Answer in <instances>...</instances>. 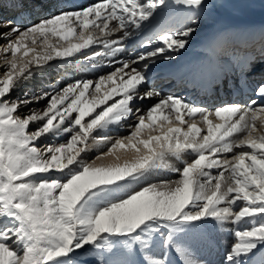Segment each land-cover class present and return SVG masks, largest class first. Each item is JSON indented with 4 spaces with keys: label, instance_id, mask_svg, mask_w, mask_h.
Instances as JSON below:
<instances>
[{
    "label": "snow or ice",
    "instance_id": "obj_1",
    "mask_svg": "<svg viewBox=\"0 0 264 264\" xmlns=\"http://www.w3.org/2000/svg\"><path fill=\"white\" fill-rule=\"evenodd\" d=\"M7 3L18 16L43 7L42 0ZM181 9L189 15H175ZM210 10L209 0H95L57 5L23 26L0 19V29H8L0 31V264H80L77 253L96 264H138L137 253L143 264H169L152 253L157 238L181 264H205L194 258L187 237L225 224L234 237L226 264H264V55L239 66V87L251 91L247 100L202 106L148 86L151 68L174 64ZM147 31L135 59H113V70L96 80L43 83L11 97L53 61L79 55L103 63ZM256 35L264 41V29H218L206 59L179 71L189 82L219 79L232 63L222 53ZM146 100L155 103L136 107ZM113 127L128 135L98 134ZM145 129L159 134L144 138ZM129 148L135 155L121 162L117 150ZM91 149L98 151L95 160L117 162L86 161ZM166 173L178 179L153 182Z\"/></svg>",
    "mask_w": 264,
    "mask_h": 264
},
{
    "label": "bare ground",
    "instance_id": "obj_2",
    "mask_svg": "<svg viewBox=\"0 0 264 264\" xmlns=\"http://www.w3.org/2000/svg\"><path fill=\"white\" fill-rule=\"evenodd\" d=\"M43 1L44 0H42V2ZM226 1L227 0H213L212 2L209 1L211 10H210V12L207 15H203V18L201 19V22H200L199 27H198V31L194 34V36H193V38H192V40L190 42V45H189V47H190L189 49L193 50L194 54L201 53L203 51H207L208 50V45H209V41L208 40H210L209 35H211L210 32L213 29V27H212L213 25H215L214 29L218 30V29H221V28H228L229 24H231V23H229L227 21L228 17L225 16L224 13H223V9H222L223 6L219 4V3H222V4L226 3L227 5L224 8L232 9L231 8L232 6H230V4L228 2H226ZM249 1H253L254 3H259L260 2V4H261V2H264V0H249ZM56 2H61V0H50L49 2H45L46 4L45 3L44 4H45L46 8H50V7L54 6L56 4ZM211 5H215V6L211 7ZM42 8L38 7L37 10H40ZM175 15L186 16V15H189V13L186 10L181 9V10H178L175 13ZM255 17L257 19L264 20V17L261 16V15L255 16ZM40 18H42V17H40ZM226 18H227V20H226ZM2 20H12L14 23L16 21H19L22 26L25 24V21L21 20V18L16 17V16L9 17V19H2ZM36 20L37 19H35V21ZM35 21L33 20V22H35ZM246 23H248V22H246ZM237 24L238 23H235L236 28L238 27ZM0 31H5L6 32V31H8V29L7 28H3V29H0ZM51 39L55 40V38H51ZM0 43H4V41H0ZM61 43H64L66 45V42H64V41H61ZM38 44L35 45L34 47H36L39 50L41 45L38 46ZM29 46L31 47L33 45L30 44ZM185 52L186 51L182 52V54L175 61H177L178 59L182 60V57L184 58V53ZM18 55H20V54H18ZM31 55L32 54H29L28 59L31 58ZM136 55L132 56L130 51H126V52H124L122 54H118L115 58L105 57L104 60H103V63H98L96 61H84V60H82L80 58L79 55H75V56H73L71 58H68L66 61H60V60L53 61L51 67L46 69L43 73H36L31 80H28V81L22 83L17 89L18 92L13 93V91H12L11 97L15 98L17 96H20L26 89H35L39 85H41L43 83L57 84L58 80H60V78L66 77L67 75H68L67 76V80L64 83H62V84H58L59 86L63 87L65 84L71 83L74 80H79V79L96 80L99 75H105L107 72L113 70L112 68H110L108 66L110 61H112L113 59H115L116 61L123 60V59H128L129 57L135 59ZM0 62H2V61H0ZM94 63L96 64V68H93V64ZM169 65H170V67L171 66L176 67L177 65H179V63H175V64L172 65V64H170V63H168L166 61H158L155 64V66H153L151 68V71L149 73V75L151 77V82L148 85L149 87L153 86V84H155V83L157 85H159V84L161 85V84L164 83L163 81L156 80V79L159 77V75H162L163 73H165L167 71ZM3 71H4V69L0 68V75L3 74ZM153 80H155L154 83H153ZM168 85H171V87H166L167 84H163L162 86H159L158 89H162L164 95L175 94V95L186 97L188 99L189 92L188 91L185 92L184 88L182 89L179 86L178 87L177 86L174 87L172 82L169 83ZM231 100L232 99L230 98L229 95H226V96L223 95V96H221L219 98H217V97L214 98L213 97V98H211L209 100H206V101L202 100V99H199V100L196 99L194 101L189 100V101L194 102V103H199L202 106H211V105H217L220 102H231ZM153 103H155V100H146L144 102H137L136 107L141 108V110L143 111L146 107L152 105ZM42 106H43V102L41 103V105H28L25 108H21L20 111H21V113H26L29 108L42 107ZM131 122L132 121L129 120L127 123H131ZM165 127H167V125H165ZM125 129L122 130L120 128L113 127L112 129H110L106 133H98V134H100V135H108V136H111V137L112 136L114 137V135H115V137H117V136H127L128 132H126ZM146 130H148V129H145V133L142 134L144 138H147V135H149V134L146 133ZM158 132H159V130H158ZM150 134H152V133H150ZM50 142H51L50 139L49 140H41L40 144L43 145V144H47V143H50ZM93 150L96 151L95 155L97 156L98 155V151L96 149H91L87 153V155ZM103 150L106 151V149H103ZM87 155L84 157V159L87 157ZM117 155H119L121 157V162H122L123 159L126 158V157L127 158L133 157L135 155V152H134V150H132L130 148L129 149H119V150H117ZM95 158L96 157H94L93 160H95ZM184 159H186V160L187 159H191V157L188 156V155H185ZM93 160H91V161H93ZM87 161H89V160H87ZM91 161H89V162H91ZM95 162L97 164H101V163L109 164V163H116L117 161L115 160V157L109 156V157L101 159V160H95ZM171 162L177 167H182V164L179 161L175 160V159H172ZM159 178L175 180V179H178V175L177 174L166 173V174H162V175H159V176H154V177H152V180L154 182L156 179H159ZM153 254L155 255V258H158V255H157L156 252H154ZM215 256H217V253H216ZM160 258H161V256H160ZM161 259H163V258H161ZM172 264H174V263H172Z\"/></svg>",
    "mask_w": 264,
    "mask_h": 264
},
{
    "label": "rangeland",
    "instance_id": "obj_3",
    "mask_svg": "<svg viewBox=\"0 0 264 264\" xmlns=\"http://www.w3.org/2000/svg\"><path fill=\"white\" fill-rule=\"evenodd\" d=\"M209 1H213V0H209ZM226 2H228L230 6H232L231 7L232 9L224 8L227 5L226 3L225 4L219 3V4L223 6L222 8L223 13L225 16L228 17V21L246 20V19L254 17V15L264 16V2H261V4L260 2L254 3L253 1H249V0H227ZM38 46H40V44H38ZM17 89L18 88H16L13 91V93L18 92ZM185 119L187 120V117H185ZM125 131L128 132L127 129H125ZM146 133L147 134H150V133L158 134L159 132L158 130L155 132H152L151 129H148L146 130ZM95 154H96V151L94 150L91 151L87 155L85 160L86 161L93 160L94 157H96ZM232 229H233V226L231 224H225L223 226L209 225L207 227H203L201 231L198 233L190 234L189 237H187V239L191 241L194 258L204 261L205 264H226L225 256L230 246L234 242V237L232 235ZM161 251L165 253L164 256L160 255ZM154 252H156L158 255L157 259L166 258L169 264H172V263L181 264V260L177 256L174 250L162 248L159 238H157V243L152 249V253ZM216 253H217V256H215ZM77 255L81 256L80 264H96L95 259L92 257L83 258L82 254L80 253H77ZM132 258L135 259L138 262V264H143V254L142 253H137Z\"/></svg>",
    "mask_w": 264,
    "mask_h": 264
}]
</instances>
